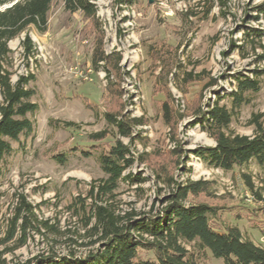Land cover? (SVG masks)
<instances>
[{
    "label": "rangeland",
    "instance_id": "374dc122",
    "mask_svg": "<svg viewBox=\"0 0 264 264\" xmlns=\"http://www.w3.org/2000/svg\"><path fill=\"white\" fill-rule=\"evenodd\" d=\"M93 2L95 19L54 0L47 30L29 28L34 55H24L25 32L9 41L12 81L33 73L30 85L39 107L29 114L33 131L10 139L12 149L1 162L0 232L19 194L59 232L31 231L25 245L5 255L8 264L49 252L81 255L99 247L81 245L91 240L85 236L82 202L88 209L93 204L92 184L106 178L100 154L117 139L136 157L123 175L140 174L145 180H122L113 197H101L102 203L114 201L121 214H153L166 206L172 189L167 175L179 182L206 180L211 195L200 199L220 206L223 222L238 225L244 239L264 246V203L253 196L246 179L263 187L264 168L254 160L230 170L216 168L194 152L216 145L197 118L219 96L232 111L229 132L253 136L255 118L264 119V12L257 8L264 0ZM248 29L263 36L240 49ZM102 53L110 55L109 61L96 65L94 57ZM238 76L258 79L260 89L246 91L248 101L236 108L228 93ZM165 102L171 107L170 123ZM108 114L141 118L142 124L132 127L131 139L120 134ZM199 264L224 261L208 253Z\"/></svg>",
    "mask_w": 264,
    "mask_h": 264
},
{
    "label": "trees",
    "instance_id": "16d2710c",
    "mask_svg": "<svg viewBox=\"0 0 264 264\" xmlns=\"http://www.w3.org/2000/svg\"><path fill=\"white\" fill-rule=\"evenodd\" d=\"M53 1L0 0V92L3 97L0 102V173L1 162L12 149L10 139L18 140L22 134L33 131L34 122L29 114L39 107L33 100L36 91L30 85L35 78L33 73L22 74L16 82L12 81L9 59L13 50L9 41L25 32L22 41L24 55H34L36 46L28 33L29 28L33 26L41 33L47 30ZM63 1L71 12L81 11L92 19L97 17L98 9L93 0ZM3 6L6 7L1 9ZM257 8L264 12V3ZM244 33V42L238 46L240 49L254 46V37L260 39L263 36L258 29H248ZM109 58L110 55L102 53L94 57V63L108 62ZM259 89L258 79L238 76L237 85L228 96L237 108L248 101L246 91ZM220 100L221 96L197 118L216 145L194 152L216 168L230 170L236 166H247L253 160L264 168V119L255 118L253 136L229 132L232 111L221 105ZM163 109L166 121L170 123L172 115L168 102L164 103ZM108 119L118 127L122 136L131 139L132 127L142 124L141 118H120L108 114ZM57 158L59 161L66 159L64 156ZM99 160L106 178L92 184L90 196L94 202L89 209L82 202L85 236L91 240L81 244H98L99 247L81 255L73 250L61 256L53 252L38 254L15 264H199V259L208 253L222 259L224 264H264V246L244 239L238 225L222 221L220 206L200 199L202 194L211 195L210 182L202 179L179 182L167 175L164 180L172 189L165 198L164 208L153 214H140L133 210L121 214L117 212L114 201L102 203L101 197H113L122 180L132 183L142 182L145 178L140 174L123 175L134 165L136 157L131 147L120 139L102 152ZM246 179L253 196L264 203V186L256 188L250 177L246 175ZM31 231L41 234L59 232L56 224L40 219L26 196L19 194L14 214L8 220L4 234L0 232V264H8L5 255L25 245Z\"/></svg>",
    "mask_w": 264,
    "mask_h": 264
}]
</instances>
